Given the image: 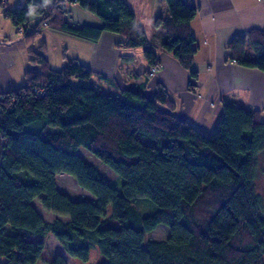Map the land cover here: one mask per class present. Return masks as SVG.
<instances>
[{
	"label": "trees",
	"instance_id": "obj_1",
	"mask_svg": "<svg viewBox=\"0 0 264 264\" xmlns=\"http://www.w3.org/2000/svg\"><path fill=\"white\" fill-rule=\"evenodd\" d=\"M165 1L169 15L155 21L165 30L162 46L191 70L198 9L191 0ZM70 2L100 18L101 26L73 23ZM6 3L0 0L4 15L23 28L27 44L44 28L91 42L113 32L124 37L118 48H142L149 65H159L125 0H57L32 11ZM248 42L254 60L246 58ZM228 49L230 59L264 71V31L236 36ZM31 61L40 70L27 71L22 86L0 93V264H36L45 240L34 238L48 233L80 261L96 246L105 257L98 264H264V199L257 186L262 111L226 104L208 135L175 115L162 85L152 97L139 90L117 96L93 84V72L75 58L67 57L60 70L50 67L44 51H34ZM81 148L122 180L120 190L80 155ZM60 174L92 198L60 192ZM37 199L56 215L53 221L36 209ZM140 199L157 210L142 216L134 206ZM159 225L169 229L168 237L146 240ZM52 264L66 261L58 256Z\"/></svg>",
	"mask_w": 264,
	"mask_h": 264
},
{
	"label": "crops",
	"instance_id": "obj_2",
	"mask_svg": "<svg viewBox=\"0 0 264 264\" xmlns=\"http://www.w3.org/2000/svg\"><path fill=\"white\" fill-rule=\"evenodd\" d=\"M57 0H7V6L35 4L51 6ZM146 31L152 48L159 57L160 68L150 74V65L142 48L123 49L121 34L103 32L97 42L80 39L50 28L42 36V44L34 47L25 42L14 23L4 15L0 6V93L22 86L29 70H40L32 64L29 52L44 51L50 67L62 69L66 58H75L87 66L96 77L91 82L103 92L121 95L125 90H139L154 96L162 85L175 102V115L211 134L226 104L247 110L262 111L264 118V71L244 66L229 58L228 44L236 36H248L251 31H264V0H191L198 12L191 22L197 53L191 70L183 68L176 57L162 46L164 28L155 25L158 17H167L165 0H125ZM69 4V5H68ZM70 20L76 25L101 26L96 15L70 2ZM31 23L38 19L31 14ZM35 43L37 41H34ZM45 45V49H40ZM123 54H133L134 60L123 61ZM246 58L256 54L249 42ZM192 71L197 76L192 75Z\"/></svg>",
	"mask_w": 264,
	"mask_h": 264
},
{
	"label": "rangeland",
	"instance_id": "obj_3",
	"mask_svg": "<svg viewBox=\"0 0 264 264\" xmlns=\"http://www.w3.org/2000/svg\"><path fill=\"white\" fill-rule=\"evenodd\" d=\"M5 1V0H4ZM69 5V4H68ZM71 8L68 7V10ZM88 12V11H86ZM90 13V12H89ZM48 28H44L43 32L34 40L37 41L36 43L30 42L28 43L29 50H31V45L35 44L34 47H38L39 44H42V36L44 35V32L47 31ZM45 30V31H44ZM23 31L24 30H17L19 34H22L23 37ZM41 50L43 49L42 46L39 47ZM29 55L34 56V52L30 51ZM35 64V63H32ZM158 70L160 68V65L157 66ZM52 68V67H51ZM54 69V68H52ZM157 73V72H156ZM155 73V74H156ZM96 76L93 75V78ZM80 155L88 162L93 164L102 174L105 175L111 182V184L120 190L122 180L116 177V175L113 173L112 170H110L108 167H106L103 163H101L96 157L91 156L88 151L81 148L80 149ZM57 185L60 192L67 194L74 200H80V199H91V195L87 193L85 190L80 188L72 177L66 174H60L57 176ZM257 186L258 191L262 195L264 199V153L260 156V162H259V170H258V180H257ZM36 209L39 210V212L42 214L44 219L48 222L53 221V219L56 217V215L52 213H46L44 212L39 204V200L37 199L35 201ZM134 206L136 210L141 214L142 216L148 215L153 213L157 210V206L146 200V199H140L136 202H134ZM107 215H112V207L111 205L107 209ZM112 223L117 225L116 220H112ZM169 229L165 225H159L154 231L151 233H148L146 236V240H165L169 235ZM34 239H42L45 240V249L40 257V259L37 261L36 264H52L55 259L59 256L66 261V264H98L101 261L105 260V257L99 252L98 248L96 246H92L90 249V257L88 261H80L77 259H74L69 256V254L64 250V248L61 246V244L56 240V238L52 234H46L42 237H35ZM3 261V259H0V262Z\"/></svg>",
	"mask_w": 264,
	"mask_h": 264
},
{
	"label": "built area",
	"instance_id": "obj_4",
	"mask_svg": "<svg viewBox=\"0 0 264 264\" xmlns=\"http://www.w3.org/2000/svg\"><path fill=\"white\" fill-rule=\"evenodd\" d=\"M5 1H7V0H5ZM18 29H19L20 31L23 30V28H21V27H19ZM157 66H158V65H155V66H152V67L150 68V71H149V72H150L151 75H154V74L158 71V67H157Z\"/></svg>",
	"mask_w": 264,
	"mask_h": 264
}]
</instances>
